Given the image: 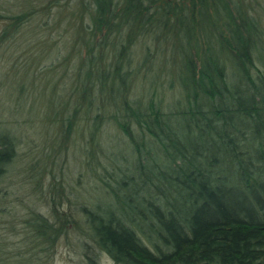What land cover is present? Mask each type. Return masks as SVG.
Listing matches in <instances>:
<instances>
[{
  "label": "trees",
  "instance_id": "1",
  "mask_svg": "<svg viewBox=\"0 0 264 264\" xmlns=\"http://www.w3.org/2000/svg\"><path fill=\"white\" fill-rule=\"evenodd\" d=\"M1 1L3 46L28 42L31 17L50 13L30 1L13 15L11 1ZM81 2L87 51L72 65L83 106L69 108L63 126L74 129L83 117L88 185L106 199L94 204L82 191L79 201L61 198L59 227L31 217L37 239L50 248L76 233L90 241L94 264L100 254L114 264H264V28L250 6ZM33 38L35 45L40 34ZM21 92L32 102L35 88ZM106 126L122 136L105 139ZM0 131L1 179L20 137Z\"/></svg>",
  "mask_w": 264,
  "mask_h": 264
},
{
  "label": "rangeland",
  "instance_id": "2",
  "mask_svg": "<svg viewBox=\"0 0 264 264\" xmlns=\"http://www.w3.org/2000/svg\"><path fill=\"white\" fill-rule=\"evenodd\" d=\"M9 1V9L13 7L9 12L13 15L20 13L24 3L27 10L30 1L32 8L41 11L47 7L50 13L47 19L44 14L31 17L26 26L31 32L28 42L19 47L0 44V127L20 137L17 159L0 179V264H94L88 258L93 255L86 252L87 247L91 248L87 238L70 232L49 248L48 243L37 239L30 225L32 216H41L59 227L58 212L66 207L60 200L63 197L79 201L76 195L82 191L94 204L106 199L103 191L88 185L91 183L88 156L81 152L86 132L82 129L83 117L77 125L73 120L74 129L63 126L66 111L83 106L81 91L76 93L74 88L78 78L73 65L77 68L87 51L81 33L85 26H90L89 8L81 0ZM245 1L264 28V0ZM2 30L0 20V36ZM35 33L40 38L33 45ZM28 60L32 62L30 67ZM35 70L45 76H33ZM31 86L35 92L32 97L28 92L26 97L32 102L21 100L23 92L20 91H30ZM166 95V99H171V93ZM32 108L34 111L30 112ZM120 133L116 127L106 126L104 137L114 140L122 136ZM42 168H47L46 176L33 179ZM60 187L64 189V196L57 190ZM45 228L49 234L53 233L47 225ZM83 243L84 251L80 247ZM96 260V264H114L102 254Z\"/></svg>",
  "mask_w": 264,
  "mask_h": 264
}]
</instances>
